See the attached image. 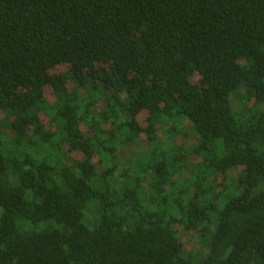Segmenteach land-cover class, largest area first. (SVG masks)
Listing matches in <instances>:
<instances>
[{"label": "trees", "instance_id": "trees-1", "mask_svg": "<svg viewBox=\"0 0 264 264\" xmlns=\"http://www.w3.org/2000/svg\"><path fill=\"white\" fill-rule=\"evenodd\" d=\"M0 112V264H264V0H0Z\"/></svg>", "mask_w": 264, "mask_h": 264}, {"label": "rangeland", "instance_id": "rangeland-1", "mask_svg": "<svg viewBox=\"0 0 264 264\" xmlns=\"http://www.w3.org/2000/svg\"><path fill=\"white\" fill-rule=\"evenodd\" d=\"M65 68H61V69H59V71H62V70H64ZM69 87V89L71 88V86L69 85L68 86ZM45 96H46V98L48 99V101H52V97H51V93H50V89L49 88H47L46 90H45ZM3 117V114L0 112V119ZM144 118V117H143ZM142 118V119H143ZM50 127V126H49ZM189 144L190 143H194L195 142V139L194 138H190L188 141H187ZM74 157L76 158V159H79L81 156L79 155V154H77V155H74ZM183 238H184V242L185 243H187L188 242V245H187V250H196V249H198L199 248V243H198V241L194 238V236L191 234V233H187V232H184L183 233Z\"/></svg>", "mask_w": 264, "mask_h": 264}]
</instances>
